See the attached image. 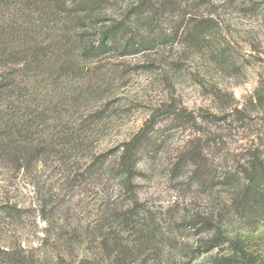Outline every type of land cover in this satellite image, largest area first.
Here are the masks:
<instances>
[{
    "label": "trees",
    "instance_id": "1",
    "mask_svg": "<svg viewBox=\"0 0 264 264\" xmlns=\"http://www.w3.org/2000/svg\"><path fill=\"white\" fill-rule=\"evenodd\" d=\"M108 3L109 0H0V180L11 183L21 179L32 185L34 205L42 219L48 213H61L63 199L75 195L74 188L82 179L94 181L103 173H113L124 181L128 191L131 179L139 175L136 167L141 156L153 157L160 149L153 115L120 144L113 162L106 161L105 151L98 150L108 124L111 93L106 94L104 80L94 79L87 62L100 61L110 53L117 57L138 53L154 43L152 38L132 35L123 16H107ZM182 3L164 2L167 9H180ZM140 4L129 12L132 16H137L141 7L153 8L146 0ZM207 29L204 20H194L184 31V45L198 44L207 37ZM161 39L156 43H167ZM256 108L259 113L255 116L236 108L228 123L226 117L214 114L210 118L202 116L197 122L184 110L161 112L180 123L173 128H185V123H191L199 134L176 148L169 174L175 178L188 175L191 184L206 193H224L215 195L216 205L210 214L192 220L197 233L213 232L210 238L201 240L202 244L186 245L183 252L192 260L217 249L219 253L212 264H264V254L247 244L249 238L243 235V231L250 230L252 221L264 218V84L252 102L251 110ZM202 123L227 133H206L201 130ZM240 135L249 138V145L237 152H223L225 138ZM212 151L221 155L220 164L215 162L217 156H212ZM82 160L83 164L87 162L86 176L78 172ZM50 168L56 171L48 172ZM20 174L23 175L18 177ZM6 207L15 209L13 205ZM138 215L135 205H116L103 211L101 224L87 230L85 237L92 243L96 241L104 258L85 264H133L150 250L148 243L156 231L143 230L146 225L135 219ZM6 218L10 220V215ZM239 221L242 232L224 234L232 233ZM137 225L141 229L136 230ZM46 240L71 245V238H63L58 232ZM155 246V264H168L163 252L166 244Z\"/></svg>",
    "mask_w": 264,
    "mask_h": 264
},
{
    "label": "rangeland",
    "instance_id": "2",
    "mask_svg": "<svg viewBox=\"0 0 264 264\" xmlns=\"http://www.w3.org/2000/svg\"><path fill=\"white\" fill-rule=\"evenodd\" d=\"M140 1L109 0L107 16H123L132 35L152 38L153 45L122 57L110 53L107 58L87 64L92 67L95 80H104L106 94L111 93L108 124L98 149L105 151L106 161L113 162L120 144L136 134L153 115L154 134L158 135V139H153H157L159 151L153 157L141 156L136 167L139 175L131 179L128 191L124 181L113 173H103L94 181L82 179L74 188L75 195L63 199L61 213L47 212L45 219L34 205L32 185L21 179L11 183L0 180V264H85L104 258L96 241L92 243L85 234L101 224L103 211L116 205L125 208L135 205L139 214L135 219L146 225L143 230L156 231L148 243L151 249L133 264H155V244H166L163 252L168 264H212L219 253L213 249L192 260L183 252L186 245L202 244L201 240L213 235L206 231L197 233L192 220L210 214L216 205L215 195L224 193H206L193 186L188 175L175 178L169 174L176 148L199 134L193 131L195 127L191 123H185V128H173L180 123L172 122L171 115L161 112L184 110L196 117L197 122L202 116L210 118L214 114L226 117V123L232 120L236 108H243L251 116L259 113V109L251 110V107L264 84V0H181L180 9H167L166 0H146L153 8L141 7L134 17L129 12L139 8ZM194 20L208 24L207 37L187 46L183 41L184 31ZM160 39L167 43H156ZM209 127L201 124V130L206 133L208 130L227 133ZM225 141L223 152H237L250 143L242 135L226 137ZM211 155L217 156L216 163L222 162L220 154L212 151ZM84 161L78 172L85 175L87 162L83 164ZM50 171L56 170L50 168ZM53 186L57 188L58 184ZM5 190L9 193H4ZM11 205L15 209L6 207ZM241 224L236 222L234 231L224 234L242 232ZM250 226L249 231H243L249 238L247 244L263 255L264 218L255 219ZM136 228L141 229L139 225ZM53 232L71 238V245L63 244L64 241L47 243Z\"/></svg>",
    "mask_w": 264,
    "mask_h": 264
}]
</instances>
